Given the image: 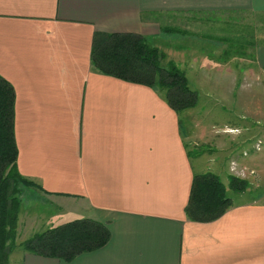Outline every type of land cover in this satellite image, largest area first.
<instances>
[{
    "label": "crops",
    "instance_id": "crops-1",
    "mask_svg": "<svg viewBox=\"0 0 264 264\" xmlns=\"http://www.w3.org/2000/svg\"><path fill=\"white\" fill-rule=\"evenodd\" d=\"M240 12H264V0H0L18 169L67 221L95 219L111 233L71 261L20 248L10 264H264V200L190 220L202 172L181 116L158 90L91 64L96 32L158 37L185 18ZM253 59L264 72V43Z\"/></svg>",
    "mask_w": 264,
    "mask_h": 264
},
{
    "label": "rangeland",
    "instance_id": "rangeland-1",
    "mask_svg": "<svg viewBox=\"0 0 264 264\" xmlns=\"http://www.w3.org/2000/svg\"><path fill=\"white\" fill-rule=\"evenodd\" d=\"M173 26L186 34L148 38L166 53L164 64L173 61L197 91V104L180 114L196 169L226 184L229 175L247 180V191H229L233 203L263 201L264 72L253 53L264 43V12L185 18ZM19 186L24 204L11 258L21 242L69 217L39 190Z\"/></svg>",
    "mask_w": 264,
    "mask_h": 264
},
{
    "label": "trees",
    "instance_id": "trees-1",
    "mask_svg": "<svg viewBox=\"0 0 264 264\" xmlns=\"http://www.w3.org/2000/svg\"><path fill=\"white\" fill-rule=\"evenodd\" d=\"M163 31L186 34L174 27H164ZM166 57V53L144 35L96 32L91 64L104 74L158 90L180 116L197 104L198 94L190 86L185 72L173 61L164 64ZM15 99L13 85L0 75V264H10L11 241L24 204L19 196V185L35 186V182L23 176L17 166ZM228 180L226 184L212 171L196 174L185 208L187 217L199 222L220 218L233 205L229 191L242 193L249 187L247 180L233 175H229ZM110 237L109 228L101 221L77 218L37 232L20 246L41 256L71 261L82 253L102 248Z\"/></svg>",
    "mask_w": 264,
    "mask_h": 264
}]
</instances>
